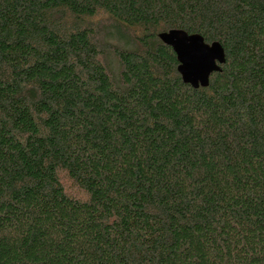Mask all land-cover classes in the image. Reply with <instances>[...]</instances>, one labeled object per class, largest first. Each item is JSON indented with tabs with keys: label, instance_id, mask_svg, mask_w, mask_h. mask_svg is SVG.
<instances>
[{
	"label": "trees",
	"instance_id": "1",
	"mask_svg": "<svg viewBox=\"0 0 264 264\" xmlns=\"http://www.w3.org/2000/svg\"><path fill=\"white\" fill-rule=\"evenodd\" d=\"M0 264H264V0H0Z\"/></svg>",
	"mask_w": 264,
	"mask_h": 264
},
{
	"label": "water",
	"instance_id": "2",
	"mask_svg": "<svg viewBox=\"0 0 264 264\" xmlns=\"http://www.w3.org/2000/svg\"><path fill=\"white\" fill-rule=\"evenodd\" d=\"M159 40L175 53L177 71L183 83L192 88L207 87L212 73L220 72L225 54L217 42L206 44L199 35L170 30L158 35Z\"/></svg>",
	"mask_w": 264,
	"mask_h": 264
}]
</instances>
